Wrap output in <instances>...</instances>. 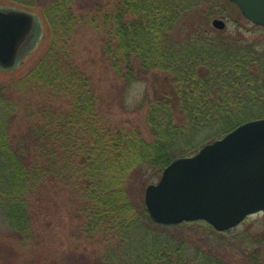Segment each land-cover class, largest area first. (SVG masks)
<instances>
[{
  "label": "trees",
  "instance_id": "16d2710c",
  "mask_svg": "<svg viewBox=\"0 0 264 264\" xmlns=\"http://www.w3.org/2000/svg\"><path fill=\"white\" fill-rule=\"evenodd\" d=\"M77 1L43 2L52 32L46 53L23 77L0 81V217L30 243L35 202L53 185L69 193L89 237L129 235L136 264H187L172 238L133 247L137 226L154 222L136 190L176 158L264 117V40L200 29L178 35L182 19L208 0H88L84 12ZM84 24L105 33L103 53L125 85L154 70L167 73L160 94L141 101L149 104L151 139L138 126L110 125L93 77L71 47ZM244 252L264 264L260 253ZM201 264L239 263L211 253Z\"/></svg>",
  "mask_w": 264,
  "mask_h": 264
},
{
  "label": "rangeland",
  "instance_id": "374dc122",
  "mask_svg": "<svg viewBox=\"0 0 264 264\" xmlns=\"http://www.w3.org/2000/svg\"><path fill=\"white\" fill-rule=\"evenodd\" d=\"M45 1L0 0L2 7L36 14L39 22L34 38L21 50L18 65L10 69L0 67L1 82L23 77L46 53L52 32L43 10ZM115 1L110 2L113 4ZM87 5L88 0H78L75 7L78 12H84ZM214 18L225 19L226 27H215L212 23ZM197 29L207 30L210 36L215 37L236 34L244 40H264V29L244 17L240 8L227 0L204 2L200 12L195 11L182 19L178 35L186 36ZM104 36L105 33L94 24L82 25L71 40L77 62L93 77L101 108L107 112L110 125L114 128L138 126L144 136L151 139L144 122L149 104L142 107L141 101L147 96L155 99L160 94L167 73L154 70L146 80L125 85L106 60L102 50ZM136 191L145 199L146 188L139 186ZM34 214L37 235L25 244L11 234L8 224L0 217V264H25L28 261L36 264H136V256L129 250V235L95 231L89 237L83 230L85 224L77 216L69 193L60 188L50 185L44 190L37 197ZM137 227L139 239L133 247L154 237L172 238L178 247H183V261L187 264H201L211 253L239 264H253L248 261L245 249L250 253L256 251L264 258V211L249 215L225 231L216 230L204 220L174 225L145 222Z\"/></svg>",
  "mask_w": 264,
  "mask_h": 264
},
{
  "label": "water",
  "instance_id": "95a60500",
  "mask_svg": "<svg viewBox=\"0 0 264 264\" xmlns=\"http://www.w3.org/2000/svg\"><path fill=\"white\" fill-rule=\"evenodd\" d=\"M253 23L264 26V0H231ZM213 25L224 29L223 18ZM37 19L23 9L0 8V67L14 68L33 36ZM145 203L161 224L206 220L224 231L264 211V117L241 123L196 153L168 164L148 184Z\"/></svg>",
  "mask_w": 264,
  "mask_h": 264
},
{
  "label": "flooded vegetation",
  "instance_id": "af4514ba",
  "mask_svg": "<svg viewBox=\"0 0 264 264\" xmlns=\"http://www.w3.org/2000/svg\"><path fill=\"white\" fill-rule=\"evenodd\" d=\"M0 8H2V9H8V8L2 7V6H0ZM34 35L31 37V39L28 41V43L32 40V38L34 37Z\"/></svg>",
  "mask_w": 264,
  "mask_h": 264
}]
</instances>
